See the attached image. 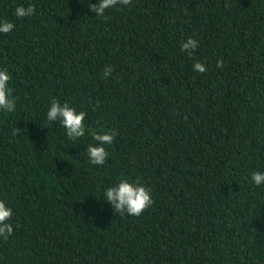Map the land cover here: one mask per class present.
I'll use <instances>...</instances> for the list:
<instances>
[{
    "label": "trees",
    "instance_id": "obj_1",
    "mask_svg": "<svg viewBox=\"0 0 264 264\" xmlns=\"http://www.w3.org/2000/svg\"><path fill=\"white\" fill-rule=\"evenodd\" d=\"M97 2L0 0L17 99L0 111L13 227L0 264H264V185L250 179L264 172V0H132L95 17ZM52 100L86 113L84 137L46 120ZM89 129L116 132L103 165L88 162ZM121 180L151 192L138 217L103 200Z\"/></svg>",
    "mask_w": 264,
    "mask_h": 264
},
{
    "label": "clouds",
    "instance_id": "obj_2",
    "mask_svg": "<svg viewBox=\"0 0 264 264\" xmlns=\"http://www.w3.org/2000/svg\"><path fill=\"white\" fill-rule=\"evenodd\" d=\"M132 0H98L95 4H90L89 10L95 13V17H104L106 10L120 6H128ZM15 16L19 18L29 17L35 14V6L28 5L17 6L15 8ZM15 25L7 20L0 21V33L7 34L14 29ZM198 47V41L188 38L180 45V51L187 53L189 56L193 54ZM216 66L222 67L223 62L217 61ZM193 71L204 73L206 67L200 62L193 64ZM104 75H111V68H106ZM10 75L6 70L0 69V111L13 112L16 108L17 99L12 96L9 88ZM95 110V106H93ZM86 113L84 111L77 112L75 108L70 107L67 102L61 104L57 100H52L46 112V120L48 122H59L60 126L65 129L67 139L75 142L79 138L85 136L86 128L84 124ZM15 134L19 135L22 130L15 128ZM92 140L95 142L89 144L86 149L88 162L91 165H103L108 156L105 145H111L115 131L100 133L95 130H88ZM251 182L254 186L264 185V172H253L251 174ZM103 200L107 201L114 213L120 215L140 216L154 201L151 198V192L139 181L128 182L121 180L117 184L107 187L103 192ZM12 218V209L7 207L3 201H0V238L7 241L13 233L12 224L9 221Z\"/></svg>",
    "mask_w": 264,
    "mask_h": 264
}]
</instances>
